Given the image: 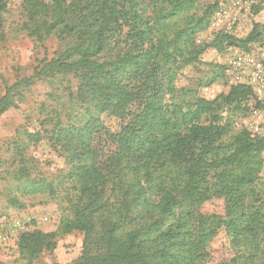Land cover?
<instances>
[{"label": "trees", "instance_id": "16d2710c", "mask_svg": "<svg viewBox=\"0 0 264 264\" xmlns=\"http://www.w3.org/2000/svg\"><path fill=\"white\" fill-rule=\"evenodd\" d=\"M195 2L21 0L26 35L42 46L54 36L61 48L29 76L0 78V116L37 82L70 77L66 112L51 110L41 122L51 124L46 135L23 131L13 148L20 155L47 139L76 184L70 216L56 231L19 235L22 258L34 260L76 232L82 251L74 264H209V244L224 232L235 255L218 264H264V138L233 125L247 112L250 87L230 85L207 100L196 89L181 98L175 85L206 51L264 38V24L245 38L220 31L197 44L217 3L188 18ZM8 12L9 0H0V41ZM30 192L54 195L43 181ZM213 199L222 200L223 215L199 210Z\"/></svg>", "mask_w": 264, "mask_h": 264}, {"label": "rangeland", "instance_id": "374dc122", "mask_svg": "<svg viewBox=\"0 0 264 264\" xmlns=\"http://www.w3.org/2000/svg\"><path fill=\"white\" fill-rule=\"evenodd\" d=\"M20 2L9 0V12L4 16L5 36L0 41V78L10 83L31 75L38 61L52 57V53L61 48L54 36L49 37L42 46L26 35L22 28ZM214 2L196 0L188 18L199 17L205 7ZM186 18L180 17L175 22L176 27L183 25ZM256 23L264 24V0L257 9L254 7L249 22L243 21L234 35L245 38ZM201 36H208V30L196 33V43ZM262 40L264 38L258 41ZM216 54V51L208 50L198 64L181 70L175 82L181 98L188 90L196 89L197 95L207 100L228 91L225 74L215 67ZM59 78L61 80L55 84L37 82L16 107L0 116V264H74L81 255L82 235L76 232L59 235L54 249L44 251L31 261L22 258L16 248L19 235L26 230L56 231L61 219L70 216L68 201L76 194V184L69 178L70 166L47 139L35 145L24 144L25 149L20 155H16L13 148L15 142L23 141V131H39L46 135L44 131H48L51 124L41 122L51 110H57L61 115L66 112L61 109L67 107V93L63 88L67 86L66 79L71 78ZM214 78L216 80L211 82ZM20 169L23 176H20ZM35 181L50 185L54 195L50 196L48 192L31 193L30 185ZM199 210L204 214L223 215L222 200L205 202ZM234 255L235 250L228 243L225 233L220 232L209 244L207 261L218 264L229 261Z\"/></svg>", "mask_w": 264, "mask_h": 264}, {"label": "built area", "instance_id": "2783aa9c", "mask_svg": "<svg viewBox=\"0 0 264 264\" xmlns=\"http://www.w3.org/2000/svg\"><path fill=\"white\" fill-rule=\"evenodd\" d=\"M217 7L206 27L208 36L197 43H207L214 33L233 34L243 21L249 22L254 7L263 0H215ZM215 63L222 68L228 86L250 87L251 95L245 102L247 112L234 119L236 128H244L253 138H264V41H256L246 48H228L217 53Z\"/></svg>", "mask_w": 264, "mask_h": 264}]
</instances>
